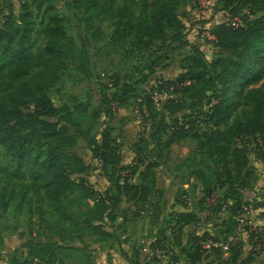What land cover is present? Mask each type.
Instances as JSON below:
<instances>
[{
  "label": "trees",
  "instance_id": "trees-1",
  "mask_svg": "<svg viewBox=\"0 0 264 264\" xmlns=\"http://www.w3.org/2000/svg\"><path fill=\"white\" fill-rule=\"evenodd\" d=\"M181 1L74 0V3L87 16V27L96 20L112 22L111 42L127 44V58L155 49L156 57L148 63L150 72L159 65L160 53L167 43L180 49L190 47L191 54L184 59V73L176 80L162 82L160 87L184 98H168L162 109L176 117L189 108L188 100L192 101L191 106L206 101L210 109L202 129L198 117L174 119L163 147L168 151L186 139L197 142V151L206 165L205 172L196 173L203 181L205 194L199 204L208 205L213 215L220 211L222 201L233 200L235 216L242 206L241 192L250 191L255 173L249 169V154L258 157L260 147L257 143V148L249 150L248 141H257L259 137L264 141V82L259 88H250L264 77V0H225V8H232L234 16L243 8H249L254 16L261 15L237 27L227 23L217 26L213 43L218 58L211 62L199 48L183 39V24L177 13ZM43 19L41 26L34 12L25 6L19 20L7 17L0 26V95H7L0 100V178L7 182L0 190V201L5 209L16 201L21 206L30 194L44 191L58 216L47 229L52 238L82 241L83 233H90L99 242H110L115 235L103 227L105 221L113 225L117 219L114 213L117 201L112 199L111 190L101 192L90 184L85 177L90 166L71 150L80 139L85 140L111 188L118 194H132L139 201L147 200L154 190V170L158 164L139 161L134 166L122 167L117 140L110 129L102 131L100 141L90 138V131L83 129L81 116L88 111L84 104H77L72 110L53 104L45 90L58 78L61 63L72 59L75 52L63 19L52 11H46ZM39 32L46 38L44 48L36 46L35 34ZM27 96L35 103L31 113H25L22 104H17ZM130 97L131 90L124 86L118 101L127 103ZM152 103L149 101V107ZM94 115L96 118L97 114ZM121 171L130 176L121 179ZM129 177H136L140 184H130ZM215 187L225 189V194L219 196ZM5 197L8 202H3ZM111 199L113 208L108 206ZM174 222L171 230L178 237L185 227L199 223V218L194 212H179ZM209 239L208 234L188 237L182 252L191 264L204 259L208 252L204 245ZM176 240L181 242V238ZM227 244L232 261L236 262L242 255V243ZM68 248L61 242H36L27 248V258L21 264H54L57 252Z\"/></svg>",
  "mask_w": 264,
  "mask_h": 264
},
{
  "label": "rangeland",
  "instance_id": "rangeland-1",
  "mask_svg": "<svg viewBox=\"0 0 264 264\" xmlns=\"http://www.w3.org/2000/svg\"><path fill=\"white\" fill-rule=\"evenodd\" d=\"M25 6L34 12V18L41 26L46 11L59 15L73 45L74 57L61 63L58 78L45 90L53 104L57 108L68 107L71 110L77 104H84L88 111L81 116L83 129H88L90 138L99 141L102 131L110 129L117 140L122 167L134 166L139 161L158 164L154 170V190L147 200L139 201L132 198V194H118L111 188L85 140L80 139L71 150L90 166L85 176L90 184L101 192L111 190L112 199L117 201L114 213L122 219L120 221L117 217L115 222L134 223L136 239L127 253L121 251V261L116 264H125L122 260L127 264H191L182 251L189 236L203 234L210 236L204 245L208 252L197 264H264V141L260 137L257 141H248L249 150L257 148V143L260 147L257 149L258 157L255 153L249 154V169L255 173L251 178L250 191L241 192L242 206L235 216L232 215L233 200L222 201L220 211L213 215L209 213L208 205L199 204L205 194L203 181L196 173L200 170L205 172L206 165L197 151V142L186 139L168 151L163 147L169 134L167 129L176 118L198 117L202 122L200 128L205 127L203 120L210 109L206 101L203 105L191 106L192 101L188 100L189 108L176 117L169 116L162 109L168 98H184L180 93L173 94L160 87L162 82L176 80L184 73V59L191 54V49H180L167 43L160 53L159 65L150 72L148 63L156 57L153 55L155 49L127 58L129 46L111 42L112 22L96 20L87 27V16L76 7L74 0H0V26L7 17L19 20ZM231 10L225 8V0H182L177 8L183 24L184 41L199 48L208 62L218 58V49L213 43V32L217 26L223 23L241 25L261 15L254 16L249 8H243L239 15L234 16ZM35 40L37 48H44L46 38L42 33H36ZM263 82L264 77L250 88H259ZM124 86L131 90V97L127 103H120L118 99H121ZM5 96L1 94L0 100ZM27 97L17 104H22L25 113H31L35 103L33 98ZM149 101L153 102L150 107ZM94 114H97L96 118ZM143 170L141 166L140 171ZM119 174L121 179L130 176L126 171ZM129 179L130 184H140L136 177ZM5 184L7 182L0 178V190ZM215 189L219 196L225 194V189ZM161 191L163 194L159 195ZM112 199L108 201L110 208L114 206ZM3 202H8V198L5 197ZM179 212H194L199 223L185 227L182 235L177 237L171 229ZM57 219L52 204L44 197V191L39 195L30 194L26 204L21 206L16 201L5 209L0 201V239L1 232H5V241L1 239L3 243H0V264L25 262L27 248L36 242H61L69 247L57 252L54 264H65V261L67 264H95V261L114 264L111 254L108 258L102 254L106 250L94 253L92 248L99 241L90 233H83L85 240L82 241L52 238L47 229ZM115 222L111 225L105 221L103 228L111 232ZM256 237L259 240H255ZM176 238H181V242ZM149 240L151 252L145 253ZM214 240L218 241L211 245ZM5 242L8 243L6 247ZM230 242L242 243V255L236 262L232 261L228 251L218 246H227ZM214 247L219 250H214Z\"/></svg>",
  "mask_w": 264,
  "mask_h": 264
},
{
  "label": "crops",
  "instance_id": "crops-1",
  "mask_svg": "<svg viewBox=\"0 0 264 264\" xmlns=\"http://www.w3.org/2000/svg\"><path fill=\"white\" fill-rule=\"evenodd\" d=\"M118 219L120 221H122L121 217H118ZM111 230H113V231L110 232L108 230V232L114 234L115 237H116V240H112L110 242H105V243L99 242L92 249H93V251H95L94 252L95 254H98V253L106 250L102 254H105V256L107 258L111 254L113 256V258H114V259H112L113 263L116 264L117 262L121 261V258L119 256V254H121V251H123L124 253H127L129 248H130V245H132V241L134 239H136V235H134V233H135L134 232L135 231L134 230V223H130L129 225H127V223L124 222V221L123 222H118V223L115 222V227L113 229H111ZM133 235H134V237H132ZM1 237L5 241V232H3V233L1 232ZM83 240H85V238H83ZM119 241H120V244H119ZM112 244H113V248H111ZM124 244H126V245H124ZM7 245H8V243L5 242V247ZM106 245H111V246L107 247ZM122 245H123V247H122ZM146 252H151V240H149V242H148V245L146 247L145 253ZM105 262H107V261H105ZM122 262L127 264V261L125 262V261L122 260ZM65 264H67L66 261H65ZM95 264H98V263H96V261H95Z\"/></svg>",
  "mask_w": 264,
  "mask_h": 264
},
{
  "label": "built area",
  "instance_id": "built-area-1",
  "mask_svg": "<svg viewBox=\"0 0 264 264\" xmlns=\"http://www.w3.org/2000/svg\"><path fill=\"white\" fill-rule=\"evenodd\" d=\"M232 26L237 27V26H239V24H233ZM219 246L222 248V250L224 249L225 251H228L229 252L228 246H223L222 244H220Z\"/></svg>",
  "mask_w": 264,
  "mask_h": 264
}]
</instances>
